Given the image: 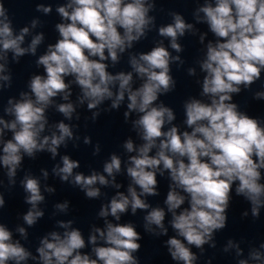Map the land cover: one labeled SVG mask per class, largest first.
<instances>
[{
  "label": "clouds",
  "instance_id": "9594fccd",
  "mask_svg": "<svg viewBox=\"0 0 264 264\" xmlns=\"http://www.w3.org/2000/svg\"><path fill=\"white\" fill-rule=\"evenodd\" d=\"M36 11L48 14L52 8L38 4ZM56 11L66 22L55 25L60 38L49 44L47 51L35 61L37 67L43 66L44 75H32L27 83L30 91H21L19 100H7L4 111L13 119L0 117V165L7 170L9 186L15 185L17 169L25 155L35 159L38 152L47 151L55 159L61 145L67 147V141L80 139L73 132V127L78 128V125L72 126L63 120L52 126L55 131L50 135H41L48 125L46 110L49 107L54 106L65 119H73L76 112L73 103H54L58 96L69 101L72 84L80 89L78 104L87 102L88 110L99 109L105 101L111 104L103 111L119 110L127 96L124 123H128L132 113L137 114L131 127L142 143L136 145L129 137L122 144L126 153H135L125 162L130 178L127 195L118 191L100 207L98 216L104 218L105 227H92L87 238V243L92 245L91 254L82 252L87 245L82 231L72 227L74 220L56 222L64 232L51 231L43 236L36 249L38 257L19 240H14L12 231L0 223V264H24L29 259L38 260L39 264H141L137 253L143 237L136 226L107 219L111 216L120 221L121 214L129 208L133 215L138 209L147 210L143 228L155 238L168 235L165 217L170 213L169 224L175 235L163 241V246L177 264H196L198 256L192 246L199 249L202 256L203 246L209 244L215 248L214 234L227 226L233 185L234 195L250 205V209L241 213L242 218L251 215L254 221L260 219L264 208V183H261L264 120L240 111L232 102V94H239L242 87L250 90L261 80L264 0H214V3L205 0L193 13L198 23L207 24L216 40L207 43L205 57L199 62L205 73L200 95L208 97V101L189 97L182 104L183 123L190 131H181L173 124L177 119L173 108L160 100L161 95L172 93L176 88L170 64L184 63L179 56L171 55L163 41L155 42L148 52L130 54V72L113 74L105 62L110 60L115 67L121 54L132 49L134 43L147 39L148 33L156 28V17L149 15L156 11V0H67ZM168 15L172 22L160 26L158 35L168 38L171 49L179 53L183 49L178 38L186 32L195 34L196 30L181 14L169 11ZM38 24L39 20L33 19L30 26L16 33L5 0H0V81L6 82L0 84V89L11 87L12 83L11 74H4L8 71L9 52L17 63L26 54L35 56L44 40L43 33L34 35L28 47L21 45L30 28ZM205 35L200 36L201 43ZM133 73L140 80L137 87H134ZM188 74L194 76L195 69L189 68ZM66 77L73 79L66 82ZM261 86L264 87V83ZM253 99L264 100V91L255 92ZM100 114V110L93 111L91 121L95 123ZM75 118L79 120L80 116L77 114ZM166 125L171 126L166 129ZM5 130L11 132L10 139L4 138ZM83 142L91 144V137L85 136ZM100 147L97 142L93 155L99 154ZM61 162L62 166L53 167V174L61 182L78 188L89 200L102 195L97 184L121 188V184L116 183V175L121 173L122 160L115 153L103 164L107 177L95 170L90 175L74 173L80 162L68 155H63ZM41 171L47 179L48 172ZM165 172L170 180L164 199L167 213L165 208L152 207L142 198L160 194L158 174L163 178ZM20 186L26 193L25 203L31 205L22 219L26 225L34 227L44 217V212L38 208L45 200L40 180L25 174ZM45 191L54 193L55 189L45 187ZM186 201L188 206L182 207ZM4 207L5 198L0 193V210ZM54 207L66 214L70 202L65 200ZM16 231L27 240L28 232L24 227L17 226ZM230 249H235L237 257L244 255L240 243L232 239L223 251ZM250 261L264 264V241L258 247H250L247 258L239 259L237 264H250ZM207 264H211V260Z\"/></svg>",
  "mask_w": 264,
  "mask_h": 264
}]
</instances>
